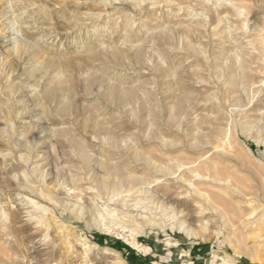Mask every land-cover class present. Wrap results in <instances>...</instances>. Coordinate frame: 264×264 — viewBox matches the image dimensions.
I'll return each instance as SVG.
<instances>
[{
  "label": "rangeland",
  "instance_id": "obj_1",
  "mask_svg": "<svg viewBox=\"0 0 264 264\" xmlns=\"http://www.w3.org/2000/svg\"><path fill=\"white\" fill-rule=\"evenodd\" d=\"M135 1L0 0V264H264V0Z\"/></svg>",
  "mask_w": 264,
  "mask_h": 264
},
{
  "label": "bare ground",
  "instance_id": "obj_2",
  "mask_svg": "<svg viewBox=\"0 0 264 264\" xmlns=\"http://www.w3.org/2000/svg\"><path fill=\"white\" fill-rule=\"evenodd\" d=\"M143 1V0H142ZM134 2H136L135 0H134ZM27 43V42H26ZM26 43H23V42H21V43H16V45L14 44V46L12 47V49H14L15 51H19V49L20 48H24V49H27L28 48V44H26ZM20 44V45H19ZM218 158V157H217ZM218 162V161H217ZM207 167H208V170L209 171H211V170H216V167H217V163L216 162H213V163H210V165L208 164L207 165ZM217 171H218V168H217ZM214 173V172H213ZM213 173L211 174V173H209L208 175H206L205 176V178H210V180H212V181H215V182H221L222 180H219L217 177H215V175H216V172L214 173V175H213ZM197 175H199V174H197ZM204 178V179H205ZM39 196H40V198L41 199H47V200H50L51 198H49V197H47L46 195H44V194H39ZM29 203L35 208V209H40V208H42L41 207V204L39 205L38 204V201L37 202H35V200L33 201V200H29ZM43 206V205H42ZM33 208V209H34ZM43 209H44V207H43ZM45 210V209H44ZM43 210V211H44ZM44 213V212H43ZM101 215V214H100ZM104 216V215H103ZM102 216V217H103ZM172 216V215H171ZM39 219H38V223H40V225H41V227H43L45 230H47V229H49V228H51V227H53V226H55V218L54 219H52V218H49V217H45V216H42V217H38ZM105 219V218H104ZM101 220H102V218H101ZM254 221H252L251 222V224L253 223ZM182 225H183V223H182ZM254 225H255V227H253V229H251L250 230V233L251 234H253L255 231H261L262 229H264V222L262 223V222H259V223H255L254 222ZM253 225V226H254ZM262 232V231H261ZM260 232V233H261ZM81 237L85 240V238H84V235L83 234H81ZM81 240V239H80ZM88 242V241H87ZM87 242L85 241L84 242V244H83V247L85 248V249H89V250H91L92 248H94V245L93 244H87ZM83 249V248H82ZM88 250V251H89ZM108 249H103V252L104 253H108V251H107ZM107 256V255H106ZM117 263V262H116ZM217 264H219V262H217Z\"/></svg>",
  "mask_w": 264,
  "mask_h": 264
}]
</instances>
